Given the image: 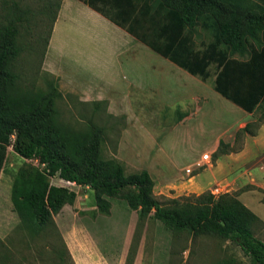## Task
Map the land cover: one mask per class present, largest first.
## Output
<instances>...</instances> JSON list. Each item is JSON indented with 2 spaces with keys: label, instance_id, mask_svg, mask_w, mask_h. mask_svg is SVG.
Returning a JSON list of instances; mask_svg holds the SVG:
<instances>
[{
  "label": "trees",
  "instance_id": "1",
  "mask_svg": "<svg viewBox=\"0 0 264 264\" xmlns=\"http://www.w3.org/2000/svg\"><path fill=\"white\" fill-rule=\"evenodd\" d=\"M78 1L191 76L204 83L212 78L213 90L246 113L264 111V0ZM61 2L39 0L37 18L23 0H0V175L11 147L24 161L10 187V202L18 218L16 234L31 251L0 240V264L69 263L71 256L53 217L75 203V188L92 192L99 214L109 215L113 199L136 212V233L126 264H133L136 235L149 220L160 222L175 240L216 238L238 247L249 264H264V242L255 235L264 223L239 201L237 193L215 197L209 190L158 200L146 170L126 174L118 159L103 157L107 132L118 125L123 130V116L107 114L106 102H79L87 107L78 110L86 123L77 126L64 120L61 105L72 96L61 93L57 79L42 71L44 85H36L33 59L41 39L38 29L47 28L49 21L41 44L42 70ZM203 17L210 22L202 27L210 40L196 47L191 37ZM96 115L105 120L96 124ZM263 120L264 112L258 125L250 122L235 133L234 143L241 135L255 136ZM230 147L220 141L216 152L229 154L233 151L226 148Z\"/></svg>",
  "mask_w": 264,
  "mask_h": 264
},
{
  "label": "crops",
  "instance_id": "2",
  "mask_svg": "<svg viewBox=\"0 0 264 264\" xmlns=\"http://www.w3.org/2000/svg\"><path fill=\"white\" fill-rule=\"evenodd\" d=\"M226 22L222 17V23ZM209 23V19L204 17L198 22V36L191 37L196 47L200 46V41L210 40V33L202 29ZM42 71L57 79L61 93L74 94L83 104L106 102L107 114L123 116L127 123L122 131L123 139L133 136L131 125L134 122H144V128L152 131L155 128L162 132L161 135L185 137L181 140L184 148H189L186 144L195 130L205 133L206 147L201 151L191 149L195 156L185 168L193 167L204 151L214 154L220 141L227 139L232 145L235 133L252 119V114L223 97L220 101L222 110L217 115V111L210 108L212 93L204 82L78 0H62ZM171 120H177L172 128L154 126ZM188 122L194 124L186 126ZM123 144V140L118 143L115 158L125 167L131 164L134 171L146 170L154 181V194L158 193L160 185L167 182H171V186L175 184L173 188L176 190L188 185L198 194L197 189L201 191L211 183V179L220 180L225 185L224 193H237L239 201L264 223V215L262 218L256 213L257 204L264 205V125L255 136H246L240 151L218 158L214 167L217 171L212 175L204 171L194 176L193 173L200 170L194 168L191 176H169L160 163H150L151 158L147 156V163L139 162L142 153L138 149L134 154L135 160L127 158ZM151 150L148 152L146 148L143 151L150 156Z\"/></svg>",
  "mask_w": 264,
  "mask_h": 264
},
{
  "label": "rangeland",
  "instance_id": "3",
  "mask_svg": "<svg viewBox=\"0 0 264 264\" xmlns=\"http://www.w3.org/2000/svg\"><path fill=\"white\" fill-rule=\"evenodd\" d=\"M23 1L27 6L32 8L33 13L37 11L40 5L39 0ZM35 15H37V18H40L37 13H35ZM36 22L37 20L33 21L32 24L35 25ZM48 24L47 28H42L41 26L38 29L41 31V39L40 44L36 46L33 59V62L36 64L33 69L35 73L34 79L38 87L44 85L43 80L45 75L41 70L40 54L42 51V40L49 30ZM35 31L36 30L33 28L32 33ZM212 82L213 79L210 78L205 84L210 87L212 93L209 99L210 108L213 112L217 111L218 115V111L222 110L220 109L222 97L213 90ZM69 95L72 97L70 98L64 94V96L67 97L61 105L64 120L71 121L77 126L83 125L86 121L81 119L78 110L81 111L84 108L87 109V107L81 105L74 94ZM213 95H216V97L214 98ZM70 110H72V112ZM263 112V110L255 111L252 114L251 122L258 125L257 121ZM96 117L97 118L94 119L96 124H100L101 120L104 119L98 115H96ZM176 122L177 120L164 121L161 122L160 125L155 123L154 126H162V128L165 129L172 128ZM109 124L112 125V123ZM192 124L194 123L188 122L186 126ZM259 125H264V120L261 124L259 123ZM126 126L127 123L125 122L124 129ZM131 126V130L134 133L133 136L130 138L127 136L124 139L122 138V131L124 130H122V127L118 125L116 129L111 130L110 128L109 132H107V139L102 146L103 157L115 158L117 151L114 152V147L116 144V147H118V143L123 140V147L125 148L124 153L127 158L131 160L133 158L135 160L134 154L138 149L142 153L140 155L142 158L139 159V162L143 161L147 163V161H149V159H146L147 156L151 158L149 161L150 163H160V166L164 171L168 172L169 176H177L179 174H185V170L189 167L185 168V166L191 164L195 152H191L190 150L194 149L195 151H201L206 147V134L198 130L192 131V139L186 144L189 148H184V144L181 140H185V137L180 136L179 138L178 135L174 134H172V136H167L166 133L163 134L166 136L164 139L163 135H161V131L155 128L153 131L144 128V122H134ZM255 127L256 126L253 128ZM245 138L246 136L241 135L237 142L234 143L233 141L232 145L229 142L232 147L226 148V150L237 153L241 150ZM225 143H228L227 139ZM146 148H148V152H152L151 149H153V153L150 156L149 154L145 155L143 150ZM205 153L210 152L204 151L202 154ZM223 155L222 150L219 153L216 152L211 154V164L194 172L193 175L195 176L204 171L212 175V173L217 171L214 168L215 161L218 158H222ZM125 156L124 160H127ZM23 163L24 161L13 153L11 147H8L5 154L4 171L0 175V240L11 243L12 246L19 250L22 247L24 251H29L27 244H23L22 237L16 234L18 218L10 202L12 177ZM134 169L135 168H133L131 164H127L125 172L126 174L133 173ZM181 170H184V172ZM179 171L181 172L179 173ZM56 182L58 181L56 180L55 183ZM210 182L211 183L207 186L205 184L204 186L206 187L202 188L201 191L197 189L198 194L193 192L192 188L188 185L182 190H176L173 188L175 184L173 186L170 185L171 182L161 183L162 185H160L159 191H157L158 193L154 195L158 200L164 201L166 198L175 199L192 194L200 195L222 184L220 180L213 181L211 179ZM60 184L63 183L61 182ZM70 187L74 189L73 186ZM75 191V203L72 206L64 207L59 214L53 217L71 256L68 264H126L127 253L132 245V238L136 233V212L129 210L124 201L113 199L110 200L111 209L109 215L99 214L96 210L93 194L90 190L75 188ZM257 206L256 213L263 218L264 205L257 204ZM255 235L264 242V226L258 227L255 230ZM136 238L138 240L137 251L133 264H222L223 260H230L232 264H249L248 258L242 254L238 247L231 243L223 242L212 237L197 238L193 241L187 237L175 240L171 232H168L160 222L154 220L146 222L143 232L141 234L137 233ZM28 247H33V244H31V246L28 244ZM29 253H31V251H29ZM37 264L52 263H42L40 261Z\"/></svg>",
  "mask_w": 264,
  "mask_h": 264
},
{
  "label": "built area",
  "instance_id": "4",
  "mask_svg": "<svg viewBox=\"0 0 264 264\" xmlns=\"http://www.w3.org/2000/svg\"><path fill=\"white\" fill-rule=\"evenodd\" d=\"M211 164V154L210 153H205L202 155L201 159L195 163V165L193 167H190V168H187L185 170V175L186 176H191L193 171H194V168L195 169H201L205 166H208ZM66 185L68 186H75V184H70V183H65ZM224 190H225V185H222V184H219L217 186H215L210 192L212 195H214L215 197H218L220 194L224 193Z\"/></svg>",
  "mask_w": 264,
  "mask_h": 264
}]
</instances>
